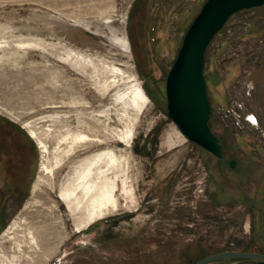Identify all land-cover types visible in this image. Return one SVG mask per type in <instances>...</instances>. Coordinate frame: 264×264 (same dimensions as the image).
<instances>
[{
    "label": "rangeland",
    "instance_id": "obj_1",
    "mask_svg": "<svg viewBox=\"0 0 264 264\" xmlns=\"http://www.w3.org/2000/svg\"><path fill=\"white\" fill-rule=\"evenodd\" d=\"M206 1L0 0V264H19L6 232L45 218L65 237L47 264L264 254V6L233 15L205 54L222 158L168 117L166 80ZM100 155L94 174L134 209L77 233L85 210L62 196L81 197L77 171Z\"/></svg>",
    "mask_w": 264,
    "mask_h": 264
},
{
    "label": "water",
    "instance_id": "obj_2",
    "mask_svg": "<svg viewBox=\"0 0 264 264\" xmlns=\"http://www.w3.org/2000/svg\"><path fill=\"white\" fill-rule=\"evenodd\" d=\"M264 6V0H207L192 22L166 80L168 117L188 138L216 158H222L220 140L209 127L212 112L204 76L205 54L215 36L238 12ZM230 162V167H235ZM223 261L264 263V254L242 251L217 253L196 264Z\"/></svg>",
    "mask_w": 264,
    "mask_h": 264
},
{
    "label": "bare ground",
    "instance_id": "obj_3",
    "mask_svg": "<svg viewBox=\"0 0 264 264\" xmlns=\"http://www.w3.org/2000/svg\"><path fill=\"white\" fill-rule=\"evenodd\" d=\"M135 84L133 103L141 107L147 105L149 99L136 78ZM29 133L32 138H37L33 131L30 130ZM81 138L86 139V136H81ZM121 138L130 144L134 138V133L132 130H128ZM108 157L113 163L115 162L114 155L108 154ZM103 158L104 155H100L97 159L88 160L77 171V180L82 186L81 197L69 195L66 198L65 195L62 196L64 204L71 212L79 211L81 206L85 210L84 216L77 223V233H82L100 220L122 211H133L134 209L128 205L127 198H124V204L119 202L120 198L116 194V186L108 184L105 172L94 174L97 165L103 163ZM107 164L109 165V161ZM50 223L46 218L36 226L24 221L25 225H21L18 231L15 229L7 231L6 238L9 242H13L12 248L18 251L20 256L19 258L14 256L13 259H16L19 264H47L60 251L62 243L65 241V237L59 238L60 232L57 233L56 231L59 235L55 234L54 231L52 232L50 227L54 225L50 226Z\"/></svg>",
    "mask_w": 264,
    "mask_h": 264
},
{
    "label": "built area",
    "instance_id": "obj_4",
    "mask_svg": "<svg viewBox=\"0 0 264 264\" xmlns=\"http://www.w3.org/2000/svg\"><path fill=\"white\" fill-rule=\"evenodd\" d=\"M248 119L251 123H256V119L253 116H248Z\"/></svg>",
    "mask_w": 264,
    "mask_h": 264
},
{
    "label": "trees",
    "instance_id": "obj_5",
    "mask_svg": "<svg viewBox=\"0 0 264 264\" xmlns=\"http://www.w3.org/2000/svg\"><path fill=\"white\" fill-rule=\"evenodd\" d=\"M139 1H140V0H138L137 4L135 5L136 7L139 6ZM136 9H137V8H136ZM239 262H243V263H245V262H250V261H239ZM253 264H264V263H259V262H257V263H253Z\"/></svg>",
    "mask_w": 264,
    "mask_h": 264
}]
</instances>
